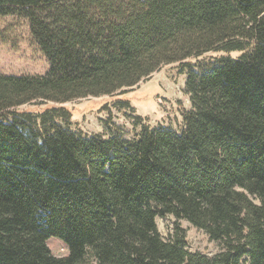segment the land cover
Instances as JSON below:
<instances>
[{
    "label": "trees",
    "instance_id": "obj_1",
    "mask_svg": "<svg viewBox=\"0 0 264 264\" xmlns=\"http://www.w3.org/2000/svg\"><path fill=\"white\" fill-rule=\"evenodd\" d=\"M0 16L28 20L49 63L0 75V264H264V0H0ZM213 52L241 55L190 67ZM171 64L189 68L181 131L134 113L131 138L68 127L64 104ZM181 220L219 251H191Z\"/></svg>",
    "mask_w": 264,
    "mask_h": 264
},
{
    "label": "rangeland",
    "instance_id": "obj_2",
    "mask_svg": "<svg viewBox=\"0 0 264 264\" xmlns=\"http://www.w3.org/2000/svg\"><path fill=\"white\" fill-rule=\"evenodd\" d=\"M241 54L213 52L189 60L190 67L196 70L206 68L218 62L222 56L238 58ZM49 69V63L39 51L32 39L28 20L19 16H0V75H43ZM189 68L181 64L162 67L149 79L129 88L123 95L89 97L64 104L72 114L71 130L87 135L117 134L131 138L139 129L132 125L133 113L147 118L151 127H165L174 131L183 128V116L191 109L190 96L186 91ZM118 100L129 101L133 110H119ZM54 104L26 105L22 109L40 111ZM176 219L172 215L157 218V225L162 238H173ZM185 229L188 248L206 254L217 253L220 246L211 241L203 231L187 221H179ZM48 246L57 257L68 254L66 245L57 238L48 240Z\"/></svg>",
    "mask_w": 264,
    "mask_h": 264
},
{
    "label": "water",
    "instance_id": "obj_3",
    "mask_svg": "<svg viewBox=\"0 0 264 264\" xmlns=\"http://www.w3.org/2000/svg\"><path fill=\"white\" fill-rule=\"evenodd\" d=\"M126 90H128V89H126Z\"/></svg>",
    "mask_w": 264,
    "mask_h": 264
}]
</instances>
